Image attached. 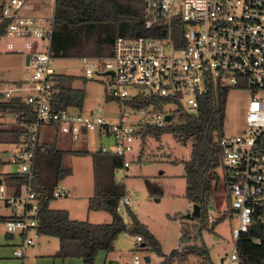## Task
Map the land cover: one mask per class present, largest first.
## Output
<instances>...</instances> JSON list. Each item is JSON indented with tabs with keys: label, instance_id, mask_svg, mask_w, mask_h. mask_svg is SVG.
<instances>
[{
	"label": "built area",
	"instance_id": "obj_1",
	"mask_svg": "<svg viewBox=\"0 0 264 264\" xmlns=\"http://www.w3.org/2000/svg\"><path fill=\"white\" fill-rule=\"evenodd\" d=\"M24 5L25 0H5L0 13V24L6 23L5 50L28 54L25 65L31 70L27 79L0 86V100L19 96L34 116L26 124V138L6 151L7 160L18 165V173L30 172L42 128L58 131L71 141H88L91 130L109 137L112 145L100 144L98 150L122 156L120 167L126 173L146 126L171 123L180 113H197L199 97L210 89L250 86L264 90V0H144V25L156 35L118 36L109 56L78 57L85 63L84 75L103 76L108 94L123 104L117 120L73 105L54 109L59 72L52 60L61 58L51 50L54 16L24 13ZM129 87L136 92L130 94ZM244 119L241 134L221 133L218 138L220 176L236 223L231 228V247L213 264H239L236 242L240 235L253 226H264V97H251ZM67 194L58 184L51 191L52 198ZM131 195L124 191L116 209L129 205ZM0 202L9 210L3 219L6 232L19 238L13 255L21 258L34 243L33 236L40 234L39 195L30 184L13 193V187L1 181ZM142 241L136 234L135 245L140 247ZM252 241L260 244L262 237L256 235ZM147 256L148 261L135 252L124 264H153Z\"/></svg>",
	"mask_w": 264,
	"mask_h": 264
},
{
	"label": "trees",
	"instance_id": "obj_2",
	"mask_svg": "<svg viewBox=\"0 0 264 264\" xmlns=\"http://www.w3.org/2000/svg\"><path fill=\"white\" fill-rule=\"evenodd\" d=\"M1 10L2 4L0 13ZM53 16L50 44L54 55L59 57H106L111 54L112 43L118 36L157 34L144 25V0H54ZM5 25V22L0 24V37L4 33ZM56 77L59 90L53 95L52 107L61 109L70 105L81 106L83 93L71 86L74 76L58 73ZM228 90L227 87L210 89L199 97L197 113H180L178 119L171 123L158 127L149 125L141 130L142 139L171 132L179 141L190 142L189 157L181 160L182 176L185 179L184 196L200 207L199 216L194 218L198 227L193 224V228H198V231L194 230V234L190 235L191 229L182 228L180 248L173 249L168 254L162 253L158 239L128 206V223L124 222L116 209L124 192V186L113 177L114 169L122 164L123 157L120 155L88 150L84 146L64 149L56 146L55 138L40 139L34 150L30 172L3 173L1 181L12 186L13 193H20L27 184L38 193L37 230L40 234L58 239V247L53 257H79L86 264H91L99 251L109 252L113 249V241L119 233L128 231L142 236L141 246L149 244L158 255H163L162 264L174 260L181 264L187 261L189 255H196V264H213L201 229L213 230L224 217L231 215L229 210L228 214L208 220L207 213L209 197L220 179L216 170L220 163L218 138L222 132ZM125 101L136 103L132 99ZM0 113H11L14 119L9 128L0 127V142L12 144L25 139L26 124L34 120L31 106L19 96H11L0 100ZM67 153L90 154L93 193L87 198L86 208L88 211H106L111 215L109 222L94 223L86 219L71 218L66 209L49 206L54 186L71 172V168L64 163ZM174 161L178 160L175 158ZM0 219L3 220L4 217L0 216ZM256 235L262 237L260 244L252 241V237ZM236 251L239 264H264V226H253L247 233L240 235L236 242Z\"/></svg>",
	"mask_w": 264,
	"mask_h": 264
},
{
	"label": "rangeland",
	"instance_id": "obj_3",
	"mask_svg": "<svg viewBox=\"0 0 264 264\" xmlns=\"http://www.w3.org/2000/svg\"><path fill=\"white\" fill-rule=\"evenodd\" d=\"M53 2L54 0H25L24 9L21 11L49 16L53 13ZM30 5L32 9H26L28 6L31 7ZM24 58L22 53L6 51L4 39L0 38V86L12 85L16 81L25 80L30 76L31 70L26 67ZM52 65L59 73L74 76L71 86L80 89L83 93L82 103L81 106L77 107L78 109L86 113L100 114L111 121L117 120L119 109L123 108V104H119L116 98L108 94L107 82L103 76L86 77L84 75L85 63L77 57L55 58L52 60ZM129 92L132 94L136 90L129 87ZM253 95L264 97V90L261 88L252 89L250 86L230 87L226 96L222 134L234 135L243 132L246 107ZM174 117L177 118L178 115ZM13 121L11 113L6 115L0 113V127L9 128ZM57 132L42 128L40 138L42 140L55 138L56 146L64 149L84 146L88 150L95 151L99 149L100 144L106 147L112 145L109 137H99L95 130L88 132L89 140L84 142L83 140L71 141L66 135ZM11 147L10 143L0 142V158H2L0 159L2 161L0 162V176L3 173L18 171V165L7 160L8 153L6 151ZM189 153L190 142L179 141L171 132L162 133L159 137L146 136L142 139L136 159L131 162L129 170L124 173L123 168L116 167L113 171L114 180L124 186V191L132 194L130 204L122 205L118 210L119 214L124 222L128 223L129 216L126 211L128 206L158 239L163 254L180 248L179 237L182 228L191 229L190 235L194 234V230L195 232L198 231L196 228L198 224L195 219L182 217L185 212L191 210V208L188 210L190 204L184 196L185 179L182 176L183 164L181 162L183 159H188ZM131 158L133 157L131 156ZM175 158L178 161H174ZM64 163L71 168V172L60 180L58 185L63 186L68 194L53 197L49 201V206L60 209L72 207L78 212H86L87 198H85L84 193L89 188L92 190L93 186L91 156L90 154L73 155L67 153L64 156ZM216 170L220 176L219 166ZM147 184H151L152 187L150 188L152 189H149ZM228 204L227 192L220 176L216 189L209 197L208 220L221 214H228ZM7 210L0 202V216L5 215ZM98 212L99 214H106V220L103 222H108L111 219V215L106 211L98 210ZM235 223V218L229 215L224 217L213 230L201 229L203 241L208 249L210 259L214 263H217L220 256L231 247V228ZM193 224H197V226L193 228ZM5 232L3 222L0 220V255L8 257H0V264H21L22 258L13 257L12 246L6 245L12 241L14 243L19 238L16 235L13 236V239L5 238ZM135 235L128 231L119 233L113 241V249L109 252L99 251L91 264H109L110 260L112 261L110 264H115V262L124 264L125 261H131L135 252L141 256H151L153 264H161L164 256L158 255L149 244L136 246L134 243ZM35 238L33 236V239ZM199 243L200 240L197 241V244ZM39 245L40 247H38ZM38 246H33L37 252L45 250L52 255L58 247V239L55 236L40 234ZM32 252L31 250V253L25 257L27 264H35L30 261L31 258L38 259L39 264H53L52 262L55 260L59 262L57 264H62L60 259H55L51 255L41 257L31 255ZM69 260L66 264H86L79 257H70ZM197 260L196 255H189L187 261L181 264H196ZM169 264H177V262L174 260Z\"/></svg>",
	"mask_w": 264,
	"mask_h": 264
},
{
	"label": "crops",
	"instance_id": "obj_4",
	"mask_svg": "<svg viewBox=\"0 0 264 264\" xmlns=\"http://www.w3.org/2000/svg\"><path fill=\"white\" fill-rule=\"evenodd\" d=\"M5 0H0V4H2L3 2H4ZM27 1V0H26ZM53 5H54V2H53ZM31 6V5H30ZM26 8V7H25ZM33 8H36L35 6H33ZM24 9V8H23ZM26 9H32V6L31 7H27ZM25 9V10H26ZM34 11V10H33ZM0 38H3L2 36L0 37ZM4 39V47H5V38H3ZM5 115L7 114V113H4ZM3 115V114H2ZM13 116V115H12ZM0 177H2V176H0ZM1 179V178H0ZM148 185V187H149V189H152V188H150V187H152V185L151 184H147ZM92 193H93V186H92V190H90V188L88 189V191L86 192V193H84L85 194V198H88L89 196H91L92 195ZM155 197H158L157 195H155ZM187 202L190 204V206L188 207V210L191 208V204H192V202H190L188 199H187ZM51 207V206H50ZM52 208V207H51ZM66 209H67V211H68V214H69V216L71 217V218H77V219H86V220H88V221H90V222H94V223H100V222H103L104 220H106V217H105V215L104 214H99V212H98V210H87V208H86V212H78V211H76L75 210V208L73 209L72 207V209L71 208H69V207H65ZM8 212H6V214L5 215H3V217H5L6 215H8V213H9V210H7ZM1 220V219H0ZM111 220V219H110ZM109 220V221H110ZM2 222H3V220H1ZM108 221V222H109ZM15 234H13V233H10V232H5V238H9V239H13V236H14ZM39 235L40 234H38V236L34 239V243L31 245V246H28L27 248H26V250H25V254H24V256L23 257H21L22 258V262H21V264H27V259L25 258V257H27V255L28 254H30L31 253V250L33 251L32 252V254L31 255H39V256H41V257H46V256H49V255H51V253H49V252H47V251H45V250H40V251H36V249H34L33 248V246L34 245H37L38 246V244H39ZM17 236V235H16ZM19 241V239L18 240H15L14 241V243H13V241L12 242H9L8 244H6V245H8V246H12V248L14 247V244L15 243H17ZM1 245V244H0ZM38 247H40V245L38 246ZM29 251V252H28ZM12 256L13 257H15L14 255H13V250H12ZM52 257H53V254L51 255ZM0 257L2 258H8V257H6V255H0ZM18 258V257H17ZM53 258H55V259H60L61 260V262H62V264H66V263H68V261H70L69 260V258L70 257H66V258H58V257H53ZM65 260V261H64ZM30 261H32L33 263H35V264H39V260L38 259H34V258H31L30 259ZM26 262V263H25ZM53 264H57V263H59L58 261H54V262H52Z\"/></svg>",
	"mask_w": 264,
	"mask_h": 264
},
{
	"label": "water",
	"instance_id": "obj_5",
	"mask_svg": "<svg viewBox=\"0 0 264 264\" xmlns=\"http://www.w3.org/2000/svg\"><path fill=\"white\" fill-rule=\"evenodd\" d=\"M28 57H29L28 54H26V55H25V58H24V60H25V64H26L27 61H28ZM107 73L113 75V71H112V70H108ZM165 118H166L167 120H169V119H170V115H166ZM0 182H1V179H0ZM199 213H200V207H199V205H198L197 203H192V204H191V210L185 212V213L183 214V217H184V218H187V219H194V218H196V217L199 216ZM144 259H145L146 261H148V256H147V255H144ZM111 262H112V261L110 260L108 263L110 264ZM115 264H117V262H115Z\"/></svg>",
	"mask_w": 264,
	"mask_h": 264
}]
</instances>
